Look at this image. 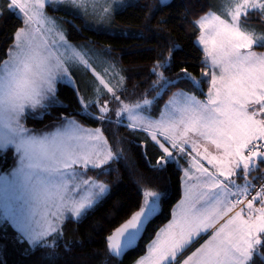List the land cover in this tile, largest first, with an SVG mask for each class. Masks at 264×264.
<instances>
[{
	"label": "snow or ice",
	"instance_id": "obj_1",
	"mask_svg": "<svg viewBox=\"0 0 264 264\" xmlns=\"http://www.w3.org/2000/svg\"><path fill=\"white\" fill-rule=\"evenodd\" d=\"M60 2L85 23H111L117 12L139 6L136 0ZM167 6L182 9L175 17L181 26L198 28L201 75L181 66L183 48L168 33V18L153 28L156 6L146 4L136 38L155 39L147 49L155 56L144 79L129 88L115 72L111 46L70 41L66 25L82 29L49 14L48 8L60 10L56 0H0V17L19 21L0 59V168L8 166L0 177V264H9L2 256L10 247L20 256L13 264H61L66 223L105 209L120 187L122 161L133 165L135 210L125 213L118 201L107 208L105 215L127 218L104 237L95 264H112L135 244L169 202L168 173L181 161L183 196L133 264H264V0ZM98 61L113 70L115 84L97 71ZM89 71L90 83L73 77ZM63 80L73 81L76 115L57 110L51 125L29 128L30 118L43 120L62 104ZM82 84L89 95H81ZM79 116L99 126L86 127ZM122 127L136 138L121 136ZM131 144L147 172L128 155ZM113 171L114 180L99 178Z\"/></svg>",
	"mask_w": 264,
	"mask_h": 264
},
{
	"label": "trees",
	"instance_id": "obj_2",
	"mask_svg": "<svg viewBox=\"0 0 264 264\" xmlns=\"http://www.w3.org/2000/svg\"><path fill=\"white\" fill-rule=\"evenodd\" d=\"M115 1L122 4H127L129 2V0ZM207 1L212 5H218L219 2V0H199V2L203 4H206ZM180 2L181 0L171 1L172 4H179ZM136 3L139 6L128 8L125 12H117L114 22L109 23L107 27H103L99 30L86 26L84 20H82L79 15L64 10L66 6L60 1H56V6L60 10L53 11L52 8H48V12L55 17H60L65 20L73 18L75 24L80 26L82 31L76 32L72 24L66 25L71 33L69 36L71 42L80 44L88 41H95L94 46L97 48L111 46L113 49V56L118 61L119 68L124 77H126V83L129 88H131L132 84L139 83L144 79V76L151 66L152 59L155 56L154 52L147 51V49L156 47L157 41L155 39L145 40L136 38V34L144 27L143 17L145 13L148 12V9L142 6L146 4L155 5L156 8L153 9L155 12V19L151 22L152 27H158L156 23L158 19L168 18V23L166 24L168 33H170V35L176 39L178 45L183 48V52L180 53V59L184 60L185 63L181 66L188 67L189 72L199 78L201 75L200 69L204 66L201 63L204 59V55L202 49L196 42L197 36L199 35L198 28L194 29L191 24H184L181 26V21L175 17L179 16L182 9L169 7L167 6L168 4L161 5L159 0H136ZM199 13L200 8L197 7L190 19L195 18ZM18 24L19 21L16 20L15 17H10L7 21L3 17H0V59L6 58V49L11 44V33L14 30V25ZM96 66L102 67L101 65ZM75 74L79 77V80H87L89 83L95 78L94 73L91 71H89L86 76H80L78 73ZM71 85L72 84L69 83H59L58 88L60 89L59 95L62 104L55 106L52 116H45L43 120L30 118L26 121L27 125L33 128L43 129L46 125H51V123L54 122L58 114L57 110L65 114L71 113L75 116V110L79 107V104ZM177 87L184 88L185 91H191V89L187 88L184 84H179ZM205 89L207 88L205 87ZM173 91H175V89H173ZM195 94L199 97H203L199 92H195ZM164 99L167 100L168 97L165 96ZM77 119L85 126H99L83 116H79ZM49 128L47 129L50 130ZM105 134L108 135L107 132ZM120 134L121 136L131 139L136 138L135 136H130L127 129L123 127L120 128ZM138 135L142 136V134ZM128 147L130 148L128 155L131 159L136 162V165L141 167V170L147 172V169L143 167L144 161L141 160L138 148L134 144L128 145ZM149 148L150 155L155 154L156 149L152 148L151 145H149ZM8 163H11V159H9ZM7 167V164L3 165V167L0 168V172H4ZM117 167L120 176V187L105 209L95 212L93 215L83 219L81 223H66L65 240L62 242L66 247H63L61 250V264H95L98 253L104 250V237L115 227H118L119 224L123 222V219L127 218L125 213H129L130 210H135L134 205L137 198L135 188L133 187L134 177L131 171L133 165L122 161ZM180 167V165L173 166L168 173L170 183L169 202L162 204L159 214L149 223L142 239L129 248L122 258H115L112 264H121V262L122 264H133L134 260L145 254L147 245L149 241L154 238L156 231L171 219L172 208L183 196V186L180 181L182 173H179V175L177 174ZM90 174L96 175L95 173ZM116 175L117 172L113 171L99 178L107 182L109 180H114ZM117 201L127 206L125 208V213H121L119 216L105 215L107 208L111 207V205ZM101 229H103V231H101ZM14 231L13 228H9L10 233H14ZM2 258L6 259L9 264H13L14 261L20 259V256L10 247L8 254L2 256Z\"/></svg>",
	"mask_w": 264,
	"mask_h": 264
},
{
	"label": "rangeland",
	"instance_id": "obj_3",
	"mask_svg": "<svg viewBox=\"0 0 264 264\" xmlns=\"http://www.w3.org/2000/svg\"><path fill=\"white\" fill-rule=\"evenodd\" d=\"M56 1H60V0H56ZM99 3H103V0H98ZM117 3V1H115ZM223 2V0H219L218 2V5H220L221 3ZM210 2H206V4H209ZM211 4V3H210ZM212 5V4H211ZM64 10L66 11H71L72 13L76 14V15H79V13L77 12H74L71 8H64ZM51 16H54L53 14H50ZM55 17V16H54ZM69 20H73V18H70ZM86 26H90L92 28H95V29H101L103 27H107L109 25V22H104V23H96V22H92V21H89L88 23H85ZM197 42V41H196ZM73 44H76L75 42H72ZM197 44L199 45V47L202 49L203 51V45L199 44L197 42ZM204 55V53H203ZM116 60V59H115ZM117 61V60H116ZM118 62V61H117ZM96 65H101L102 67H98ZM94 65L96 66L97 68V71L101 72V75H104L105 76V79L106 80H111L112 84H115L116 83V78L114 76V72L112 69L108 68V66L106 64H103L101 63L100 61L97 62V64ZM105 67V69H104ZM115 72L118 73L119 75H123V73L121 72L120 68H119V65L118 63L116 64V69H115ZM95 75V74H94ZM124 76V75H123ZM73 77L75 80H79V77L73 73ZM197 77V76H196ZM198 78V77H197ZM59 83H69V84H72L73 81H68V80H63V81H58V85ZM207 89L204 88V92L206 93ZM81 95H89V93L87 91H85L84 87H83V84L81 85ZM198 96V95H197ZM199 97V96H198ZM201 99H203L204 97H200ZM61 100V99H60ZM62 101V100H61ZM28 126V125H27ZM29 128H33V127H30L28 126ZM86 127H89V126H86ZM36 129H41V128H36ZM50 130L46 129L47 131H55V128L52 127V128H49ZM203 162V161H202ZM180 166L182 167L183 166V161H181V164ZM4 174V172H0V177H2ZM90 174V173H89ZM91 175V174H90ZM0 184H2V181H0ZM183 186V184H182ZM3 217V207H2V201H0V218ZM206 238V237H205Z\"/></svg>",
	"mask_w": 264,
	"mask_h": 264
},
{
	"label": "water",
	"instance_id": "obj_4",
	"mask_svg": "<svg viewBox=\"0 0 264 264\" xmlns=\"http://www.w3.org/2000/svg\"><path fill=\"white\" fill-rule=\"evenodd\" d=\"M172 0H159V2L161 3V5H167L169 2H171ZM159 212H160V210H158L157 211V213L154 215V217H152L151 218V220H150V222H152L153 220H154V218L159 214ZM149 222V223H150ZM149 225V224H148ZM147 225V226H148ZM147 226H146V228H147ZM146 230V229H145ZM145 230L142 232V234H141V236L137 239V241L135 242V244L138 242V241H140L141 239H142V237L144 236V233H145ZM134 244V245H135ZM133 245V246H134ZM129 248H131V247H129ZM129 248H127L126 249V251H125V254H126V252H127V250L129 249ZM119 258H122V257H119Z\"/></svg>",
	"mask_w": 264,
	"mask_h": 264
}]
</instances>
